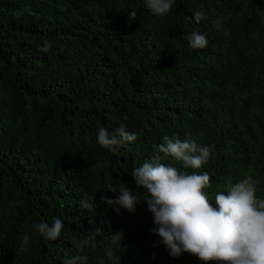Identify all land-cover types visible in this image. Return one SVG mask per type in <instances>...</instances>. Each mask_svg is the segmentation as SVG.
I'll return each mask as SVG.
<instances>
[{"label":"trees","instance_id":"trees-1","mask_svg":"<svg viewBox=\"0 0 264 264\" xmlns=\"http://www.w3.org/2000/svg\"><path fill=\"white\" fill-rule=\"evenodd\" d=\"M192 31L205 48L189 47ZM121 126L137 139L113 154L98 128ZM165 135L211 148L200 169L159 154L207 171L214 206L249 175L264 199V0H174L163 17L145 0H0V264H220L170 255L143 200L134 213L101 200L119 195L110 183L143 194L131 171ZM54 218L61 235L45 240L33 225Z\"/></svg>","mask_w":264,"mask_h":264},{"label":"clouds","instance_id":"clouds-1","mask_svg":"<svg viewBox=\"0 0 264 264\" xmlns=\"http://www.w3.org/2000/svg\"><path fill=\"white\" fill-rule=\"evenodd\" d=\"M174 0H145V6L153 16L163 17L172 10ZM203 11H196L197 23L205 19ZM137 17L135 11L129 13L130 20ZM224 35H228L225 30ZM189 47L202 49L208 45L206 34L192 31L186 35ZM50 43L45 41L42 51L47 52ZM137 134L126 130L123 126L110 131L99 127L97 142L113 154H117L126 142H133ZM163 143L159 152L144 160L143 164L131 171L137 188L144 189L143 194L129 188L127 184L115 186L108 184L106 189L119 192L115 199L107 195L101 197L102 202L113 206L117 213L121 208L129 212L136 211L137 203L143 200L153 214V232L162 238V242L170 249V255L179 256L188 252L205 262L218 261L220 264H264V199L256 196V181L251 175L238 183L228 184L226 191L215 195V206L204 191L210 186L211 177L207 171L203 173H187L177 167L162 162L163 153L171 155L184 168L200 169L212 154L208 145H198L194 139L181 140L178 137H162ZM94 200V198H93ZM83 208L92 210L94 203L82 200ZM34 229L45 240H56L61 235L63 222L54 218L52 223L41 221L33 225ZM99 232L100 229H96ZM91 232V231H90ZM120 234L111 236L112 243L120 239ZM29 236L23 235L21 248L29 242ZM89 239L94 240L91 236ZM88 240L78 247L82 250ZM95 248V244H92ZM111 258V245L105 249ZM88 256L81 254L68 258L65 255L63 264H87Z\"/></svg>","mask_w":264,"mask_h":264}]
</instances>
